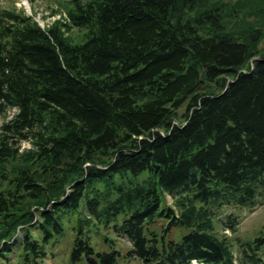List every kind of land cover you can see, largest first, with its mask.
Listing matches in <instances>:
<instances>
[{"label": "trees", "instance_id": "obj_1", "mask_svg": "<svg viewBox=\"0 0 264 264\" xmlns=\"http://www.w3.org/2000/svg\"><path fill=\"white\" fill-rule=\"evenodd\" d=\"M60 5L69 22L48 29L0 7V261L20 247L38 263L83 206L73 261L119 264L85 233L103 225L143 264H237L214 210L264 196V0ZM175 228L188 233L171 240ZM246 249L257 264L264 231Z\"/></svg>", "mask_w": 264, "mask_h": 264}, {"label": "rangeland", "instance_id": "obj_2", "mask_svg": "<svg viewBox=\"0 0 264 264\" xmlns=\"http://www.w3.org/2000/svg\"><path fill=\"white\" fill-rule=\"evenodd\" d=\"M234 3L236 0H230ZM64 3V0H0V7L17 8L24 10L29 16L33 17L34 21L43 28L48 29L57 20H62L64 23H68V16L66 11L60 5ZM249 21H256L255 18L249 19ZM85 31L79 29H72L69 35L75 42H80L83 39ZM259 49L264 51V39L260 43ZM185 112L184 109L180 110V114ZM13 112L8 113V117H11ZM3 118H0V123ZM22 150H28L32 148L29 142L22 143ZM148 178V173H143L137 177L129 174L125 181L126 183L138 184L142 183ZM175 199L171 196L166 197L165 205L174 208ZM216 232L220 235H226L234 246V253L236 256L237 264H253L252 252L247 250V244H251L257 237L264 231V196L258 197L256 203L253 206H223L220 209L214 210ZM87 212L85 207L73 214L65 215L63 217L64 233L61 236L53 237L49 243L44 245L46 251V257L38 260L36 264H85L84 261H73L72 252L74 247V241L78 235L79 222L85 220ZM235 221V231L229 229L227 224L230 219ZM123 217H119V223H122ZM168 226L167 219H157L151 226V230L162 234L164 229ZM85 232L92 244V246L98 252L119 251L122 257L119 264H143L142 262L127 257L128 251L131 249V244L123 238L118 237L112 227L106 228L103 225L92 226ZM188 233V229L175 228L172 229L169 238L174 241H179L183 235ZM21 231L17 236L20 237ZM33 236L40 244L43 245V233L34 229L31 232ZM113 243H111V242ZM246 245V246H245ZM22 250L17 248L8 259L0 261V264H23L20 257ZM258 261L257 264H264V252H257L254 257ZM35 264V263H33Z\"/></svg>", "mask_w": 264, "mask_h": 264}, {"label": "bare ground", "instance_id": "obj_3", "mask_svg": "<svg viewBox=\"0 0 264 264\" xmlns=\"http://www.w3.org/2000/svg\"><path fill=\"white\" fill-rule=\"evenodd\" d=\"M194 264H197V263H194Z\"/></svg>", "mask_w": 264, "mask_h": 264}]
</instances>
